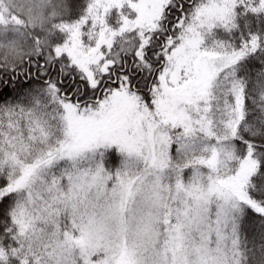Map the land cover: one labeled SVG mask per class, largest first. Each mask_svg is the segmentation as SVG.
I'll return each mask as SVG.
<instances>
[{"label": "snow or ice", "instance_id": "6c2138e0", "mask_svg": "<svg viewBox=\"0 0 264 264\" xmlns=\"http://www.w3.org/2000/svg\"><path fill=\"white\" fill-rule=\"evenodd\" d=\"M0 264H264V0H0Z\"/></svg>", "mask_w": 264, "mask_h": 264}]
</instances>
